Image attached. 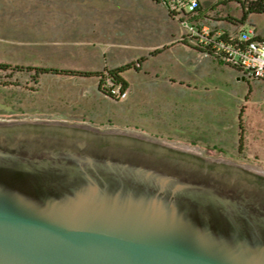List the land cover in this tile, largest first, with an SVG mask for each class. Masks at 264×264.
Masks as SVG:
<instances>
[{"label":"water","instance_id":"1","mask_svg":"<svg viewBox=\"0 0 264 264\" xmlns=\"http://www.w3.org/2000/svg\"><path fill=\"white\" fill-rule=\"evenodd\" d=\"M0 264H264V174L136 133L0 121Z\"/></svg>","mask_w":264,"mask_h":264},{"label":"rangeland","instance_id":"2","mask_svg":"<svg viewBox=\"0 0 264 264\" xmlns=\"http://www.w3.org/2000/svg\"><path fill=\"white\" fill-rule=\"evenodd\" d=\"M190 1L55 0L48 2L54 7H44L46 0H0L6 6L0 8V63L82 70L135 63L123 72L129 82L123 99L103 93L97 76L42 73L34 80L33 71L0 68V121H55L136 133L187 145L211 158L250 163L264 174V164L244 159L236 149L230 132L237 115L226 96H217L219 139L200 143L181 137L179 96L170 95L163 76H155L157 60H148L177 41L208 43L222 29L233 37L245 31L264 36V14L240 20L243 9L237 0H198L203 15L190 22ZM208 113L188 108L187 122L193 126L199 122L195 116Z\"/></svg>","mask_w":264,"mask_h":264},{"label":"crops","instance_id":"3","mask_svg":"<svg viewBox=\"0 0 264 264\" xmlns=\"http://www.w3.org/2000/svg\"><path fill=\"white\" fill-rule=\"evenodd\" d=\"M46 1L47 4H42L44 7H54L53 4L48 5V2L55 0ZM34 3L33 6L36 7L38 2ZM0 8L4 10L6 6L1 4ZM202 48L200 42L177 41L157 51V56L148 59L157 60L154 62L157 67L154 74L156 77H164L171 90L170 95L179 96L176 100L179 112L182 113L179 118L183 122L178 128L179 135L184 139L196 137L200 143L219 139L217 96H226L225 102L237 115V123L235 126L232 124L233 131L230 134L234 138L238 153L243 155L244 159L264 164V80H249L239 68L214 54L204 52ZM186 94L193 98L188 101L185 99ZM191 107L200 112L210 110L214 113H208L209 117L195 116L194 119L199 122L192 126L187 122L191 119L187 109ZM241 124L243 144L240 150ZM223 136L221 138H224ZM245 165L255 168L250 163Z\"/></svg>","mask_w":264,"mask_h":264},{"label":"trees","instance_id":"4","mask_svg":"<svg viewBox=\"0 0 264 264\" xmlns=\"http://www.w3.org/2000/svg\"><path fill=\"white\" fill-rule=\"evenodd\" d=\"M240 5L242 6L243 9V15L242 19L240 20H245L249 14H264V0H237ZM167 2V0H165ZM202 8L199 4V1L197 0V4L193 6L188 12H186V15L190 14L192 16L189 17V21L192 22L195 19H198L203 15ZM197 14V15H195ZM237 21H239L237 19ZM244 23V21H242ZM250 32V31H245V33ZM244 34V33H243ZM214 35V33H213ZM261 36V35H258ZM203 46V51L207 52L209 54H220V56L224 55V52H222L219 49L220 44H241V42L238 41V37H233L229 31L222 29L218 34L216 33V37L212 38L210 37V42L208 43H203L200 42ZM218 57V56H217ZM144 58L141 57L140 59H137V64L141 62ZM226 62V61H225ZM228 63V62H227ZM230 64V63H229ZM134 62H128L126 64L120 65L118 67H113L111 69L105 68L104 70H82V69H67V68H58V67H42V66H19L15 65V67H12L11 64L7 63H0V68L1 69H9V68H18V69H26L28 71H33V77L34 80H37L38 76L42 73H53V74H67V75H81V76H97L99 77V88L100 90L107 94L108 96L112 98L114 97L106 87H104L105 80L107 78L111 79L114 83V85H120L121 89H128L129 87V82L123 77V72L126 71L127 69L131 68L134 66ZM234 66V65H233ZM237 67V66H235ZM239 68V67H237ZM240 69V68H239ZM241 70V69H240ZM106 72V74H105ZM240 137H239V149L241 150L242 144H243V128L242 124L240 125Z\"/></svg>","mask_w":264,"mask_h":264},{"label":"built area","instance_id":"5","mask_svg":"<svg viewBox=\"0 0 264 264\" xmlns=\"http://www.w3.org/2000/svg\"><path fill=\"white\" fill-rule=\"evenodd\" d=\"M190 8L197 4V0L188 3ZM243 44H220L219 49L224 52L223 56L216 54L222 60L237 66L243 75L249 80H264V36H258L253 31L244 33L238 37ZM104 87L116 98L123 99L127 96L128 89H121L120 85H114L109 78Z\"/></svg>","mask_w":264,"mask_h":264},{"label":"bare ground","instance_id":"6","mask_svg":"<svg viewBox=\"0 0 264 264\" xmlns=\"http://www.w3.org/2000/svg\"><path fill=\"white\" fill-rule=\"evenodd\" d=\"M179 147H182V148H185V147H187V148H185V149H192V150H195V148H192V147H190V146H187V145H179Z\"/></svg>","mask_w":264,"mask_h":264}]
</instances>
